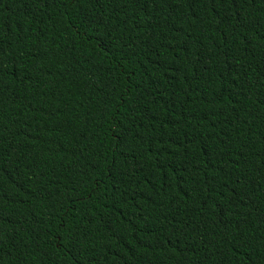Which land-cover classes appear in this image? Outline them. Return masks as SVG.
Here are the masks:
<instances>
[{
	"label": "trees",
	"instance_id": "16d2710c",
	"mask_svg": "<svg viewBox=\"0 0 264 264\" xmlns=\"http://www.w3.org/2000/svg\"><path fill=\"white\" fill-rule=\"evenodd\" d=\"M0 264H264V0H0Z\"/></svg>",
	"mask_w": 264,
	"mask_h": 264
}]
</instances>
